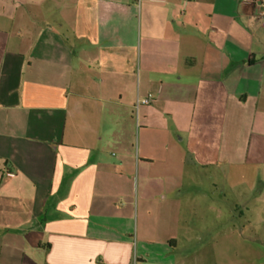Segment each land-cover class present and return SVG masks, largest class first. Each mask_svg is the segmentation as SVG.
Masks as SVG:
<instances>
[{
  "label": "crops",
  "instance_id": "0c3cea01",
  "mask_svg": "<svg viewBox=\"0 0 264 264\" xmlns=\"http://www.w3.org/2000/svg\"><path fill=\"white\" fill-rule=\"evenodd\" d=\"M260 12L0 0V264H235V239L264 255V197L235 225L250 169L264 180ZM218 206L229 226L203 228Z\"/></svg>",
  "mask_w": 264,
  "mask_h": 264
},
{
  "label": "rangeland",
  "instance_id": "374dc122",
  "mask_svg": "<svg viewBox=\"0 0 264 264\" xmlns=\"http://www.w3.org/2000/svg\"><path fill=\"white\" fill-rule=\"evenodd\" d=\"M210 176L209 175H204L203 178H209ZM249 179H250V185L249 186H253L255 187L254 190L251 191L250 193V203H251V208L255 211H253V213L247 215L246 212H245V216L244 217H241L240 216V212L243 210V207L240 206L239 208V211L237 212V220L235 221V225L238 227V226H242V225H246L248 223L247 220H249V222L251 223L250 225L251 226H257L258 224L255 223V215L257 214L258 212V207L259 205L258 204V199L259 197L263 198L264 197V191H262V188H264V180L262 178V175H259L258 174V171H256L255 169H250V172H249ZM205 184L203 186H211V183L210 182H204ZM220 186H226L225 184H221ZM257 188V189H256ZM227 195H228V198L230 197L229 196V191L227 192ZM230 198H232V200L234 201V203H239L240 205L242 204V200L241 198H239L237 196V193L234 192L233 196H231ZM218 199H219V202H221V193L218 192ZM202 210L200 211V215L201 217L203 218V222H202V227H206V226H210L212 228L214 227H218L219 231L222 229H220V227H224L225 225H228L229 226V222L228 223H225L224 222V219H225V215L226 216H229V213L227 211V207H223L221 208V206H218V210L219 212L217 211L216 213H212L209 211V209L207 207H202L201 208ZM220 210H223V213H220L221 211ZM224 215V217H223ZM221 216V218H220ZM249 218H248V217ZM238 217H240L238 219ZM248 218V219H247ZM215 219H217V221H215ZM241 219V220H240ZM215 221V222H214ZM242 221V222H241ZM262 230V231H261ZM260 232H264V225H261L260 227ZM262 238V234L260 235V239ZM263 238H264V235H263ZM264 240V239H263ZM258 242V240H257ZM240 243H238V240L235 239V256H234V259H235V264H246V261H247V256H242L239 253L236 252V250L238 248H240ZM256 248L259 247L255 245ZM260 251H262V249H260ZM248 260H249V263L250 264H264V255L261 254V252L259 254H253V255H250L248 257ZM243 262V263H242Z\"/></svg>",
  "mask_w": 264,
  "mask_h": 264
},
{
  "label": "built area",
  "instance_id": "2783aa9c",
  "mask_svg": "<svg viewBox=\"0 0 264 264\" xmlns=\"http://www.w3.org/2000/svg\"><path fill=\"white\" fill-rule=\"evenodd\" d=\"M246 1H252V0H246ZM260 6H261L260 15L264 19V0H260ZM150 102H151L150 99H144V100L138 101L136 107L138 108L140 106V104H149Z\"/></svg>",
  "mask_w": 264,
  "mask_h": 264
}]
</instances>
